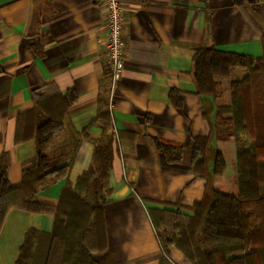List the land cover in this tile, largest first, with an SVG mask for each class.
I'll list each match as a JSON object with an SVG mask.
<instances>
[{
    "label": "crops",
    "instance_id": "obj_1",
    "mask_svg": "<svg viewBox=\"0 0 264 264\" xmlns=\"http://www.w3.org/2000/svg\"><path fill=\"white\" fill-rule=\"evenodd\" d=\"M99 0H0V153L8 178L18 184L37 161L35 139L22 138L21 115L36 92L73 90L64 129L48 144L53 173L36 199L56 206L66 183L90 166L103 129L94 121L107 102L114 131V159L104 187L107 248L100 264H161L163 248L149 209H179L193 215L206 179L193 170L191 148L211 134L192 63L204 45L255 57L264 53V0H122L126 18L122 78L114 85L104 64L106 32ZM233 79L246 71L233 68ZM220 77V76H219ZM218 77V78H219ZM228 79L227 76H223ZM230 77V76H229ZM88 130L89 137L77 133ZM154 139L183 144L170 162ZM0 228V264H14L30 227L50 232L51 212L21 207L15 194ZM171 264H193L168 246Z\"/></svg>",
    "mask_w": 264,
    "mask_h": 264
},
{
    "label": "trees",
    "instance_id": "obj_2",
    "mask_svg": "<svg viewBox=\"0 0 264 264\" xmlns=\"http://www.w3.org/2000/svg\"><path fill=\"white\" fill-rule=\"evenodd\" d=\"M236 67L246 71L244 77L218 78ZM191 73L211 123V134L197 137L191 148L194 173L206 179V189L193 215L149 209L164 252L161 264H171V244L193 264H264V53L255 57L204 45L194 54ZM76 98L73 90L34 94L33 108L20 120L22 138L35 139L37 161L24 169L20 183L10 182L7 155L0 153V228L18 193L22 208L54 215L50 232L26 231L14 264H100L95 253L107 248L104 182L114 159V131L106 101L94 118L103 131L89 168L74 185L66 183L56 206L36 199L39 185L53 173L46 149L64 129ZM77 134L89 137L87 129ZM154 141L168 161L181 158L183 144Z\"/></svg>",
    "mask_w": 264,
    "mask_h": 264
},
{
    "label": "built area",
    "instance_id": "obj_3",
    "mask_svg": "<svg viewBox=\"0 0 264 264\" xmlns=\"http://www.w3.org/2000/svg\"><path fill=\"white\" fill-rule=\"evenodd\" d=\"M98 6L104 14L106 25V32L101 38V52L114 85L122 78L124 70L123 56L127 49L124 37L126 18L122 0H99Z\"/></svg>",
    "mask_w": 264,
    "mask_h": 264
},
{
    "label": "rangeland",
    "instance_id": "obj_4",
    "mask_svg": "<svg viewBox=\"0 0 264 264\" xmlns=\"http://www.w3.org/2000/svg\"><path fill=\"white\" fill-rule=\"evenodd\" d=\"M234 74H235V72L234 73H232L231 75H228V78H231V79H233L232 77L234 76ZM230 76V77H229ZM224 78L223 76H220L219 78Z\"/></svg>",
    "mask_w": 264,
    "mask_h": 264
}]
</instances>
